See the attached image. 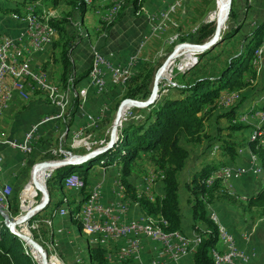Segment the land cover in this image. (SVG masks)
Listing matches in <instances>:
<instances>
[{"label": "trees", "instance_id": "trees-1", "mask_svg": "<svg viewBox=\"0 0 264 264\" xmlns=\"http://www.w3.org/2000/svg\"><path fill=\"white\" fill-rule=\"evenodd\" d=\"M36 1L22 0L25 5H31ZM142 1L144 4L145 0H132L135 10L139 6H142ZM53 2L54 6H57L59 0H53ZM67 2L71 7V13L62 17L50 18L46 22L50 32H52L54 42L52 44L53 49L50 60L43 67L46 69L52 63L53 66L60 69L59 80L62 89L67 87L72 89L71 85L74 82H70V78L73 75L71 51L76 41L74 42L72 38H68L69 31L67 27L75 23L72 19L73 13H79L82 18L88 11L85 0H67ZM13 12L18 17L23 15L18 14L19 10L17 9L13 10ZM117 19L118 17L116 16L113 23L107 27L103 25L102 30L111 28ZM200 30L201 33L197 43L203 42L206 38H211L215 31L214 27L209 28L207 26H203ZM240 30L239 27L238 31L230 33L226 39L232 38ZM57 33L59 40L55 41V35ZM263 36L264 21L256 25L246 37L245 44L239 55L230 58L220 68L218 73H208L206 75V66L199 67L201 63L200 59L198 65L185 72H179L177 75L179 82L177 86L169 87L168 94L161 96L157 103L144 109L135 108L136 111L145 114L143 119L140 121L132 120L119 129L118 140L109 151L81 165L54 170L47 181L50 203L42 212H45L49 208L57 209L66 203L68 208H71L73 223L81 230L82 226L78 220L79 206L81 203L79 206H74V200H69L65 195H62L55 202H53V199L55 196L61 195L60 193L64 191L65 181L67 185V177L70 175H77L84 181L83 185L84 183L88 185L94 167H116L120 174L123 199L125 202L129 201L137 204L144 221H146L144 223L148 228L158 231L162 236L182 233L183 214L180 207V177L186 166V161L190 156V151L185 144H200L201 141L208 137L205 130L206 121L215 112L223 110L222 108L219 109L220 106L224 108L228 107V105H219V99L223 92H226L235 101H240V97H242L240 91L242 92L245 88L251 86L256 80L257 70L255 64L257 59H255L254 55L259 50ZM55 49L59 51L55 53ZM143 64L138 66L134 76H131L132 78L127 77L129 79L127 81L125 80L126 83L122 86L123 88L125 87V99H147L150 96L151 91L147 88V85L149 82L151 83L148 79L151 77L147 75V69ZM169 70L167 77L170 76ZM202 72L205 76L199 77ZM86 75L87 72L81 75L74 84H78V82L85 79ZM121 91L119 90V92ZM173 91L177 95H173L171 93ZM236 108L237 105L230 110L225 109L219 116L220 119L223 117L227 121V126L223 129L226 130L227 134L221 135L222 130H219L217 136L211 139L217 146L220 156L227 158L226 160L228 161L234 162L238 158L242 148L249 149L264 176V135L261 134V136L254 139H242V131L249 128L252 129V126L250 124H244L242 121L240 122L243 116L251 117L256 113H264V105L261 107H252L241 113H237ZM71 110L75 113L71 115L68 127H71L73 124L72 118L76 117V113L78 112L76 100L73 101L70 112ZM46 147L39 144L37 150L45 149ZM141 158L148 159L153 165L154 171L159 172V186L162 195L154 196L153 194V199H149L144 195L138 196L135 185L130 179L137 161ZM226 160L203 164L199 170L190 176V180L184 184L185 190L189 194L187 202L190 211L191 230L201 236V241H198L195 246L196 252L190 257L191 264H213L211 250L218 242L220 230L209 218L206 209L207 205L217 200H223V198L231 204H237L236 195L225 192L221 188L219 181H214L210 184V177L217 171H222L223 167L227 166L228 163ZM79 190H81L83 200H85L87 196V193H84L85 186ZM15 203V198H12V201L9 198L8 204L5 207L12 211L11 217H15L18 214L16 206L13 207ZM239 205L240 209L245 213H252L253 218L263 219L264 185L255 194L246 197L245 202ZM41 213L34 216L29 221V224L35 220H45L44 218L38 219ZM50 218H52V215ZM46 227L43 222H40L39 227L32 230V232L39 233V230L43 229V238H40L42 244L43 240H48L50 237L49 230ZM34 238H37L36 234ZM105 254V250L102 247L90 246L88 248L89 263L110 264L106 260ZM0 264H37L30 257L28 246L9 232L2 217H0Z\"/></svg>", "mask_w": 264, "mask_h": 264}, {"label": "built area", "instance_id": "built-area-1", "mask_svg": "<svg viewBox=\"0 0 264 264\" xmlns=\"http://www.w3.org/2000/svg\"><path fill=\"white\" fill-rule=\"evenodd\" d=\"M116 2L117 0L87 1L88 9L92 6L95 7L94 14L100 23L99 28H102L103 25L107 27L113 23L112 11L116 6ZM177 3L167 2L164 8L152 13L143 10V13H147L149 22V30L143 36L145 42L162 30L164 23L176 12ZM137 12L139 13V11ZM36 16L42 15L37 14ZM106 32L107 30H102L101 34L106 35ZM174 39H177V37H174ZM53 42L54 37L46 30V27L36 24L35 16L27 17V13H24L23 28L16 36L7 35L0 38V118L5 111L4 103H10L14 98H23L26 91L47 90L49 87L48 73L41 66H33L32 64L35 55L51 50ZM139 48L141 46L129 54L122 64H119L113 60L112 54H104L95 45H91L90 65L87 70L85 83L81 86L82 97L81 107L79 108V113L83 116L84 123L81 126L73 128L68 133L69 144H72L73 139H81L80 147L87 153L104 148L108 144L105 137L91 140L92 136L90 132L99 130V123L103 122L104 110L109 109L110 105L108 102H105L95 114L85 112L89 92L93 91L101 95L106 92L108 83L119 91L121 86L125 85L127 77L134 76L136 73L140 59ZM260 58L261 65L257 66V68L262 69L264 43L260 46L259 54L255 57V59ZM171 70L172 68L169 70L170 73L172 72ZM73 76L75 77V75ZM175 86L177 85L168 79L167 84L160 89V97L168 94L169 87ZM70 96L72 102V95ZM219 100L220 105H228L229 110L240 102L235 101V99H228L227 93L222 94ZM49 106L54 111L31 124L23 134L21 140L13 139L11 143L5 144V150L19 156L18 162L21 169L24 168L22 166V159H27L34 151L44 152V150L49 148L37 150L40 130L45 127L53 129V123L57 117H67V114L58 115L60 102L52 103ZM133 109L134 107L125 108L118 122V130L132 120L140 121L143 119L141 115H132L131 111ZM259 115L260 123L257 126L251 125L252 129L263 127L261 125L264 121V113L262 112ZM248 119L249 117L243 118L240 122L242 121L244 124H247ZM3 150H0V164L3 160ZM71 155L70 151L62 149L60 158L66 159ZM249 173L255 176V169H253V164L249 160L247 165L234 166L230 164L227 170H219L214 173L210 177V184L214 181H219L221 188L225 192L236 194L233 181ZM77 182L84 181L80 177H76L70 182L71 191L76 195L75 202L84 203V212L78 219L79 223L84 227L90 239L92 237H99L100 247L105 250L106 260L110 264H124L129 261L137 264H181L184 258L191 257L196 252L195 242L201 241V236L197 233L194 232L192 237L180 233L172 239L158 240L154 236V231H149L145 227L144 221L140 219L139 215L137 217H130L129 204H126L119 194V187H121L119 171L114 178L112 199L107 203L103 201L104 191L102 181H98L91 186L84 183L87 193L85 200L77 198ZM156 184H160L159 172L153 170L141 179L140 184L135 185L137 195H144L149 199H153L152 188ZM206 209L209 218L220 230L218 246L216 249H213V264H248L251 255L237 247L234 235L220 223L218 215L208 210L209 207H206ZM0 215H7L9 217L2 197H0ZM9 218L13 219L11 216ZM45 220H35L27 225L30 229H37L40 222ZM144 239L152 243L151 254L148 259H144L143 257ZM48 263L57 264L54 252L53 262Z\"/></svg>", "mask_w": 264, "mask_h": 264}, {"label": "crops", "instance_id": "crops-1", "mask_svg": "<svg viewBox=\"0 0 264 264\" xmlns=\"http://www.w3.org/2000/svg\"><path fill=\"white\" fill-rule=\"evenodd\" d=\"M87 1L88 0H85L86 6ZM153 3L154 4L152 5V8L150 7L148 9L149 13L156 12L158 11V9L164 8L165 4H167L165 2H162V0H158L157 2ZM128 4L124 8H122L121 12L117 15V21L111 28L107 30L106 35L101 34L102 28H98L97 25L91 27V30H95L92 32V34L97 37V40H92L93 36L90 37L87 31L88 29L86 30L85 28L84 23L87 12L82 18H80L79 21L74 18L75 16H73V20L75 22L73 26L75 28L78 27L79 35H81V39L76 40V44L71 51V60L74 69L73 75L81 76L87 72L90 65L91 45H95L104 54H112L113 60L119 64H122L126 57L137 49L141 38L149 29V23L148 21H146V17H144V14L139 15V17H135V12L132 9V0ZM24 5L25 4L22 2V0H0V38L7 35L16 36L23 28L24 15L22 14L24 13ZM250 5L251 9L245 12V20L249 18L251 24L248 22L246 23L250 24L248 26L253 28L254 24L256 26L260 22L264 21V0H253V3H251ZM15 9L19 10L18 14L22 15L21 17L14 15L13 10ZM142 10H144V8H142ZM58 38L59 35L57 33L55 35V41H57ZM51 54L52 49L35 55V59L32 65L39 67L41 66V68L44 69V64L45 62L50 60ZM142 63V60L139 59L137 68ZM261 68L262 69L259 68L260 72H257V78L252 83V85L245 88V90H243L242 92L240 91L242 97H240V102L237 104V113L247 111L252 107H261L262 105H264V59L262 61ZM84 81L85 79L76 84V90L74 89L75 87L73 82L71 92L72 102L70 96L69 107L65 113L67 114V117H62L61 119L56 120V122L54 121L53 129L48 127L41 129L38 142L45 140L50 136H53L54 134L57 135L60 130H63V134H60V142L58 140V145H60L61 141H66V139L64 138L68 139V132L70 133L73 128L81 126L84 123V118L81 113H79L82 97L81 86L84 85ZM116 93L119 94L120 92L110 86L109 83L106 92L101 95H98L93 91L89 92V99L85 105V112L95 114L105 102H108V104L110 105L109 109L104 110L103 122L99 123V128L101 127V124L104 123L107 116L110 114V107L113 104L114 99L116 98ZM32 95H34V97L28 102H24L18 98H14L8 104L7 108L0 118V138H6L3 141L6 142L4 144H0V150L4 149L2 151L3 160L0 164V197H2L3 201H5V207L10 195L9 184H12L14 182L17 174L16 172L21 169L18 162L19 156L13 155L12 152L5 150V144H7L8 141H12L13 139L21 140L23 138V134L31 124L54 111V109L49 106L50 104L46 100V97L42 91H37L35 93H32ZM21 99H27V93H25L24 97ZM74 100L77 101L78 112L76 113V117L72 118L73 124L71 125V127H68V125L70 124L69 120L71 119V115L75 113L72 110V113L70 112V103L72 106ZM223 110L215 112V114L205 123V130L207 132V135L209 136V140L217 136V127H221L222 124V119H220L219 116L222 114V112H224ZM261 113H256L254 116L249 117V119L247 120V124L257 126L260 123L259 114ZM261 126L263 127H261L260 129H263L264 131V121L262 122ZM255 130L256 128H249L242 131V139L250 138L251 134L254 133ZM209 140L208 142L207 139L202 141L203 143H201L200 146H204L203 149L200 146L196 147V149L194 150H190L187 148L190 151V156L186 161V166L184 168L186 172H188L187 170H190V172L192 171L193 173L202 166V163H204L206 159L213 160L215 158L213 153L215 149H217V146L213 145L212 147H209L207 149L206 147L211 144ZM75 141L79 142L81 146V139H73L72 143H74ZM50 147L48 149H51ZM70 148H73V144H70ZM48 149L44 150V152ZM58 150L60 154V152L62 151L61 146H59ZM44 152L38 153L44 154ZM35 156L43 157L45 155ZM31 157H33V155ZM31 157H29V160L22 159V166H24V168L25 166H27L28 161H31ZM253 158L254 157L249 149L242 148V150L239 152L238 158L234 162L228 160L226 161L228 163V167L230 166V164L234 166H242L247 165L248 160L251 162ZM253 169H255V176L249 173L233 181V187L236 193L234 195H236L237 197V204H231L223 198V200H217L212 204L207 205V207H209L208 210L213 211L218 215L220 223L234 235L237 247L240 250H245L246 252H248V254L251 255V259L248 264H264V218H253L252 213H245L240 209L239 205L245 202L246 197L255 194L264 185V180L261 179L264 176L262 175L261 170L258 168L256 161L255 167L253 165ZM184 170L183 172L185 173ZM117 172L118 170L115 167H100L99 170L96 169L89 178V186L94 185L98 181H102L104 191L103 201L105 203L109 202L112 199L113 182ZM183 172L181 174V180L184 179ZM140 182L141 179L133 181L134 185L140 184ZM159 185L160 184H156V186H154L152 190L156 189V187L160 189ZM66 186V189L71 190V188L68 187V180ZM159 193L162 195V192L160 190ZM82 195L83 194L81 190L77 189V198H83ZM71 196L73 198L72 200H74L75 202L76 195L72 192ZM180 197L183 214L182 234H185L188 237H192L194 231L191 230L190 226V211L187 202L189 198L188 191L182 188L180 190ZM125 203L129 204L130 217H137L139 215L140 219L144 221L142 213L136 203H132L129 201H126ZM79 204L80 203L75 202L74 206H79ZM81 205L82 203L80 204L79 209ZM51 215L52 218H50ZM0 217H2V220L4 221L3 216L0 215ZM44 219H50L43 221L46 226L50 227L48 228L50 233L49 239L43 240V244L45 245V248L47 250L46 253L49 262H53L54 252L55 261L57 264H90L88 260V248L90 246H100V239L98 237H92V239H90L88 237V234H86L82 228L81 230L78 229V227L72 221L71 208H68L66 203L57 209L50 208L49 215ZM143 241V257L144 259H148L151 254L152 243L149 240L145 239ZM124 264L137 263L129 261ZM181 264H191V258H184Z\"/></svg>", "mask_w": 264, "mask_h": 264}, {"label": "rangeland", "instance_id": "rangeland-1", "mask_svg": "<svg viewBox=\"0 0 264 264\" xmlns=\"http://www.w3.org/2000/svg\"><path fill=\"white\" fill-rule=\"evenodd\" d=\"M157 1L158 0H145L144 4L142 1V6H139L138 9H136V10L134 9V6L132 4V6H133L132 9L135 12V17H139V15L144 14V17H146V21H148V17L146 16V14H147L146 12H148V9L150 7L152 8V5L154 4L153 2H157ZM162 2H165V3H167V2H172V3L178 2L177 7H176V12L173 15H171L170 18L164 23V26L160 32L153 35L146 42L143 40V37H142L139 44H138V47L141 46V48H139V58L142 60V62L144 63L143 65H145V67L147 69L146 70L147 75L149 77H151V78H148L149 81H151V83L149 82L147 85V88L150 91L152 88V84L154 81L155 74L158 72L157 70H159L161 65L170 56V54L173 51H175V49L177 47H179V45H181V44L199 45V44H202V43L208 41L210 38H206L203 42L197 43L199 36H200V33H201L200 29L203 26H207L209 28L214 27L215 23L217 21L216 9H215L216 0H162ZM53 3H54L53 0H37L36 2L32 3L31 5H27V4L24 5V9H25L24 13L27 12V17H34L35 16V18L37 19L38 22L46 25L47 24L46 22L50 18L66 16L67 14L71 13V11H72L67 0H59L57 6H54ZM251 3H253V0H233L232 1V5L230 8L231 9L230 14L228 16V19L223 24L225 26L224 31L221 34L223 39L219 42V44L216 47L213 48L212 51L205 53L203 55H201V54L196 55L195 57L197 58V63L194 66L198 65V61H200V59H201V63L199 65V67L206 66L205 67L206 68L205 70L207 72L206 75H208V73H218L220 71V68L223 67L228 62V60L230 58L239 55V53L241 52V50L243 48V45L245 44L246 37L252 32V30L255 27V24H254L253 28L248 26L251 24L249 18L247 20H245V16H246L245 12L247 10L251 9L250 8ZM30 8H31V10H29ZM94 8L95 7L92 6L90 9H88L87 14L85 16V23L84 24H85L86 30L88 29L87 31H88V34L90 35V37L93 36L92 40H97L96 39L97 37L94 34H92V32L95 30L94 29L91 30V27H93L94 25H97V27L99 28V24H100L97 17L94 14V10H95ZM142 8H144V10L146 12L143 13ZM32 10L36 13H34ZM137 11H139V13ZM24 13H23V15H24ZM37 14L42 15V16H36ZM73 16H75L74 18L78 21L81 18L80 14L77 12L73 13L72 19H74ZM246 22H248L250 24H247ZM239 27L241 29L239 31V33L235 34V36H233L232 38L226 39V37L230 33L238 31ZM247 28H249L250 30ZM48 29H49V27H48ZM67 30L69 31V33H68L69 37L68 38H72L74 42L77 39H81V35H79V32H78V27L75 28L73 26V24H71L67 27ZM148 30H147V32H148ZM49 32H50V30H49ZM147 32H145V34ZM50 33L52 34V32H50ZM174 37H177V39H174ZM263 39H264V36H263ZM263 39H262V41H263ZM58 40H59V38H58ZM260 46H259V50H260ZM51 49H53V47ZM58 51H59L58 49H55V53ZM180 54H183V55L179 56ZM194 54H195L194 52H190L187 50L179 53V55H178L179 58H176L174 60V64L172 66V70H171L172 72L170 73V76L167 77V73H168L169 68H166L164 70L163 74L161 75V77L163 79L160 80L159 91H160L161 87H163L167 84L168 79L172 80V82L175 85H177V83H179L178 79H177V75L179 74V72H185L183 69L188 64L193 63ZM260 60H261V58L256 60L255 67H256L257 72H260V69L257 68V66H260V62H261ZM194 66H192V67H194ZM211 66H214V67H211ZM43 70H45L48 73V77H49L48 80H49V84H50L49 87L50 88H58L59 90H61L62 89L61 88V82L59 80L60 69L58 67L53 66L52 63H50L49 66ZM149 73H151V75H149ZM200 76H205V74L202 72L199 75V77ZM72 77H73L74 82H75L77 79H79L80 76L74 77L72 75ZM128 79H126V81ZM126 81H125V83H126ZM74 87H75L74 89L76 90V84H74ZM124 89H125V87L124 88L122 87V89H120L122 91L119 94L116 93V98L114 99V102L110 107L111 108L110 114L107 116L104 123L101 124V127L99 128V130L90 132V135L92 136L91 140L105 137L106 143H108L110 141L109 130L111 129V126L113 124L117 108L120 105V103L123 100H125V98H124V91L125 90ZM37 91H39V90L26 91L25 93H27V99H20V100L24 101V102L30 101L34 97V95H32V93H35ZM171 93L173 95L174 94L177 95V93L174 91ZM224 93H226V92H223L222 94H224ZM43 94L45 95L46 100L48 101L47 94L45 92H43ZM227 98L232 99V98H230V96L228 94H227ZM127 99H134V100H138V101L147 100V99H140V98H127ZM48 103H49V101H48ZM219 105H220V101H219ZM221 108L222 109H228V107L224 108V107L220 106L219 109H221ZM131 112H132V115H134V116L141 115L142 118L145 115L143 112L139 113L138 111H136L135 108ZM243 118H246V117L243 116L241 119H243ZM221 119H222L221 127L218 126L217 130L218 131L222 130L221 135H224V134H227L226 130H223L227 126V121L223 117H221ZM260 132L264 135L263 129L256 128L254 133L251 134L250 139H254V138H256V136H259ZM60 134L61 135L63 134V130H60V132L57 135L54 134L53 136H50L49 138L39 142V144H41L43 146H47V147L51 146L50 147L51 149L47 148L48 150L45 151L44 154H40L37 151H34V153H31L30 155L31 156L33 155V157L30 156L32 158L31 161L30 162L28 161V164H27V166H25V168L20 169L16 172L17 174H16L14 182L12 184H9L10 185L9 186L10 187V195H9L8 199L10 198V201H12V198H15L16 203H15V205H13V207L16 206V208L18 209V214L15 217H12L13 219H16V218L22 216L23 214H25L32 207L37 205L41 200L40 192L33 186L32 181H31V171L35 165H37L41 162L47 161V160L62 159V158H60L61 152L59 154V150H58L59 146H61V148L63 150L70 151L72 155L83 156V155L87 154V152L84 151V149L82 147H80V143L77 141L72 143L73 148H70V144H69L70 139L69 138L68 139L64 138V139H66V141L63 140L64 142L61 141V144L58 145L60 142L59 138L61 137ZM5 139H1L0 144H4L6 142V141L3 142ZM206 139L208 142L209 136ZM206 139H204V140H206ZM58 140H59V142H58ZM211 140L212 139L209 140L211 142V144L206 147L207 149L209 147H212L213 145H215L214 141L213 140L211 141ZM201 143H203V142L201 141ZM201 143L200 144H185V146L190 150H194V149H196V147L200 146ZM201 148L203 149L204 146ZM35 155H45V156H43V157L37 156L36 157ZM213 155L215 156V158L213 160L206 159V161H204V163H202V165L205 163H210V162L211 163L221 162L222 159L223 160L227 159V158L221 157L220 152L217 149H215ZM51 158H53V159H51ZM27 160H29V156H28ZM251 163L255 167L254 158L251 161ZM99 168H100V166L94 167L93 173L96 169L99 170ZM227 168H228V165L223 167L222 170H227ZM153 170H154L153 165L149 162V160L146 158H141L139 161H137L136 166L134 167V170L132 171V176L130 179L132 180V182L134 180H137V179H142L145 175H147L150 171H153ZM187 171L188 172L185 171V173L183 172L184 173L183 174L184 179L180 180V182H181L180 190L182 188L185 189L184 184L190 180V176L194 173V172L192 173V171L190 172V170H187ZM49 178L50 177L46 178V187H47V181ZM67 178H69V177H67ZM180 179H181V177H180ZM261 179L264 180V177H262ZM65 187H67L66 181H65ZM68 187H70V186H68ZM140 187H141V185H140ZM159 190L160 189L158 187H156V189L152 190L154 196H159V194H160ZM85 192H86V190L84 191V193ZM71 193H72L71 190L65 188L64 191L60 193L61 195L55 196V198L53 199V202L57 201L58 198L60 199L62 195H65L66 197H68L69 200H71V199H73L71 196ZM229 194L234 195V193H229ZM4 203H5V201H4ZM7 204H8V200H7ZM12 204H14V203H12ZM180 207H181V211H182L181 204H180ZM7 210H8L9 217L12 216V211H10L8 208H7ZM49 213H50V208L48 210H46L45 212H42L39 215L38 219L47 217L49 215ZM13 219H10V220H13ZM47 228H50V227L47 226L46 229ZM17 230L18 231L23 230V232L27 231V233L29 232V236L34 241H36L39 245H41L43 247V249L45 250V252L47 251L45 248V245H43L41 242L42 241L41 239L43 238V236H42L43 235V231H42L43 229H40L39 233L32 232V230H34V229H30L27 225L24 227L23 226L17 227ZM35 234L37 235V238H34ZM28 249H29L30 257L33 259V261H35V259L32 256L31 249L29 247H28ZM48 262H49V260H48Z\"/></svg>", "mask_w": 264, "mask_h": 264}, {"label": "water", "instance_id": "water-1", "mask_svg": "<svg viewBox=\"0 0 264 264\" xmlns=\"http://www.w3.org/2000/svg\"><path fill=\"white\" fill-rule=\"evenodd\" d=\"M232 1L233 0H227L225 5L223 6V9H225L228 12V15L230 14V10H231L230 8L232 5ZM224 27L225 26L223 25V21L219 17L217 22L215 23V26H214V29H215L214 34L208 41H206L202 44H199V45H194V44H181V45H179V47H177L175 49V51H173L170 54V56L164 61V63L159 68V70H157L158 72L155 74V77H154V81H153L152 88H151V94L147 98V100L138 101V100H134V99H125L120 103V105L117 108L113 124L111 126L110 141L108 142V144L104 148L91 151V152H89L83 156L71 155L69 158H66V159L47 160V161L41 162V163H39L33 167L32 171H31V181L34 184V186L39 190V192L41 194L40 202L37 205H35L34 207H32L25 214L20 216L19 218H16L14 220H10V218L7 215H5V216H3V219H4V224L6 225V227L8 228L9 232L12 235L17 237L21 241H23L29 248H34L35 251L39 254L41 260L40 261L35 260L37 264H49L47 253L45 252L43 247L41 245H39L36 241H34L31 237L23 234L21 230L17 231V227H19L20 225L26 226L34 216L41 213L50 203V196H49L48 189L46 187V182L44 183L43 187L39 186L36 183L35 175H36L37 171L42 170V169L51 168L52 172H53L54 170L59 169V168H63V167L78 166V165H81V164L85 163L86 161H88V160H90L96 156H99L101 154L106 153L111 148H113L114 145L116 144L115 137H116L117 130H118L117 129L118 122L120 121V119L124 113V109L128 108V107L144 109V108H147V107L157 103V101L160 99L159 84H160V80L163 79L161 77V74L165 68H170V69L172 68V66L174 64V60L176 59V55L179 52V49L183 48L185 46H191V47H194L195 49H197L199 51V53H197V55L212 51L213 48L216 47L219 44V42L223 39L221 34L224 31ZM196 63H197V58L195 57V61L193 63H191L187 68H185L184 71L190 69Z\"/></svg>", "mask_w": 264, "mask_h": 264}, {"label": "bare ground", "instance_id": "bare-ground-1", "mask_svg": "<svg viewBox=\"0 0 264 264\" xmlns=\"http://www.w3.org/2000/svg\"><path fill=\"white\" fill-rule=\"evenodd\" d=\"M129 1L130 0H117L116 6L114 7V10L112 11V18H113V20L116 18V16L118 15V13L122 10V8H124L128 4ZM226 2H227V0H216V5H215L217 20L220 17L222 19V21H223V24L225 23V21L228 19V16H229L228 15V12L225 9H223V6L225 5ZM35 23L38 24L39 26H45L46 27V30L49 32V29H48V25L47 24L45 25V24H42V23L38 22L36 18H35ZM263 43H264V39H263V41H262L261 44H263ZM185 50L195 53L194 54V61H195V56L197 55V53H199V51L197 49H195L194 47H191V46H185L183 48H180L178 54L176 55V58H179V56L183 55V54H180L179 55V53L182 52V51H185ZM257 54H259V50H257L255 52V55L254 56L256 57ZM189 65L190 64H188L185 68H187ZM164 70H163V72H164ZM163 72H162V74H163ZM73 81H74V79L71 77L70 78V82H73ZM49 86H50V84H49ZM39 91L45 92L47 94V99H48L50 105H52V103H59L60 102V106L58 107V115H64L65 114L66 110L69 107L70 95H71V92H72V89L71 88L67 87L65 89L59 90L58 88H50V87H48L47 90H39ZM8 104L9 103H4V110L7 108ZM61 118L62 117H57L56 120L61 119ZM56 120H55V122H56ZM110 132H111V129L109 131V135H110ZM118 134H119V130L117 131V134H116V137H115V142L118 140ZM261 134L259 133V136H261ZM256 137H258V136H256ZM9 143H11V141H8L7 144H9ZM51 173H52V169L51 168L42 169V170L37 171V173L35 175L36 183L39 186L43 187L44 183L46 182V178L50 177ZM76 177H78V176L75 175V174H73V175L69 176V178L67 179L68 180V185L70 187H71V183L70 182H72ZM33 186H34V184H33ZM83 187H84L83 182H77V189L78 190L81 189V188H83ZM119 194L123 198V196H122V194H123V188H122V186L119 187ZM83 212H84V204H82V206L80 208L79 218H80L81 214H83ZM144 225H145V227L149 231H154V236L158 240L172 239V238H175L177 235H179V234H174V235H163L162 236L158 231H156L154 229H151V228H148V226L145 223H144ZM21 226H25V225H20L19 227H21ZM82 229L85 232L83 226H82ZM21 231H22L23 234L29 236V232L27 233V231H25V232H23V230H21ZM219 239H220V231H219V236H218V242H217L216 246L213 249H216V247L218 246ZM197 243H198V241L195 242V246L197 245ZM30 249H31L33 258L36 261H40L41 260L40 259V256L35 251V249L34 248H30ZM213 249L211 250L212 251V254L214 253Z\"/></svg>", "mask_w": 264, "mask_h": 264}]
</instances>
